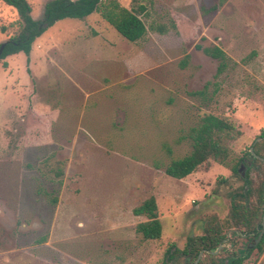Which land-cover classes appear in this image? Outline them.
Instances as JSON below:
<instances>
[{
    "label": "rangeland",
    "instance_id": "obj_1",
    "mask_svg": "<svg viewBox=\"0 0 264 264\" xmlns=\"http://www.w3.org/2000/svg\"><path fill=\"white\" fill-rule=\"evenodd\" d=\"M29 1L41 18L48 0ZM119 1L146 7L144 38L126 40L94 12L0 60V264H165L212 216L227 232L219 259L249 241L228 229L240 173L214 159L182 179L165 170L191 152L207 114L241 130L233 161L264 132V0ZM19 29L0 0V44ZM251 161L254 204L264 161ZM150 196L163 231L146 240L136 226L147 216L133 210ZM243 264H264V251Z\"/></svg>",
    "mask_w": 264,
    "mask_h": 264
},
{
    "label": "trees",
    "instance_id": "obj_2",
    "mask_svg": "<svg viewBox=\"0 0 264 264\" xmlns=\"http://www.w3.org/2000/svg\"><path fill=\"white\" fill-rule=\"evenodd\" d=\"M2 1L16 9L19 15L20 29L18 33L4 41L5 49L0 60L19 52H24L29 56L35 40L45 30L53 26L55 22L64 18L83 19L94 12H99L107 23L130 42H136L144 38L148 31L146 23L140 17V12L146 9L142 4L135 9L124 6L119 0H48L44 5L42 17L35 19L32 15L33 8L29 0ZM206 52L220 59L222 64L227 59V55L219 47L206 49ZM241 133V130L230 119L207 114L189 133L192 140L191 152L182 158L173 160L165 171L173 178L182 179L194 171L209 170L212 166V159H214L231 168L234 173H240L245 184L232 194L228 229L233 228L232 233L234 235L237 237L246 236L247 239L252 241L262 229L264 183L260 185L256 203L253 204L251 201L253 189L249 170L253 162L251 159L254 161H261L262 159L255 157L249 148L242 156L233 161L229 142L238 138ZM261 136H264V132ZM263 144L264 138L260 141L255 140L252 147L257 155L264 158ZM240 165L246 166L245 175L242 174ZM53 172L55 176L59 177L63 175L64 170L63 167L56 166ZM53 201H57V198L54 197ZM133 211L136 215L147 216V220L138 223L136 226V231L144 239L161 238L163 226L154 196L146 198ZM226 240L225 226L217 216H212L206 220L204 232L201 235L189 237L184 248L180 249L174 245L168 247L166 262L172 261V264H181L179 257L185 256L192 258L191 263L188 264H194L200 251L206 250L205 255L201 257L198 264H243L254 249L257 248L260 253L264 251L263 234L261 241L255 247L248 246L246 242L244 248L231 251L225 259H219L221 249L215 254L208 252L217 249L221 244H223L222 248L224 249ZM232 243L235 246V241H232Z\"/></svg>",
    "mask_w": 264,
    "mask_h": 264
},
{
    "label": "water",
    "instance_id": "obj_3",
    "mask_svg": "<svg viewBox=\"0 0 264 264\" xmlns=\"http://www.w3.org/2000/svg\"><path fill=\"white\" fill-rule=\"evenodd\" d=\"M4 49H5V42L1 43V45H0V57H1V55H2V53H3V51H4ZM262 138H264V136H259V137H257L256 141H259V140H261ZM250 150H251V152L254 154L255 157H258V158H260V159H262V160L264 161V158H263V157H260L259 155H257V154L254 152V148H253L252 146L250 147ZM241 169H242V167L240 168V170H241ZM242 174L244 175V172H243ZM263 198H264V185H263ZM261 223H262V229H261L260 233L258 234V237L256 238L255 242L252 243V244H250L251 246H253V245H257V244L259 243V241H260V240L262 239V237H263V234H264V210H263V216H262V222H261ZM222 246H223V244L219 245V247H218L217 249L212 250V251H208V252L215 254V253H217V252L222 248ZM204 252H206V250H202V251H200L199 256H198V258L196 259V261H195L194 264H198V263H199V261H200L201 257L203 256ZM186 264H188V262H186Z\"/></svg>",
    "mask_w": 264,
    "mask_h": 264
},
{
    "label": "flooded vegetation",
    "instance_id": "obj_4",
    "mask_svg": "<svg viewBox=\"0 0 264 264\" xmlns=\"http://www.w3.org/2000/svg\"><path fill=\"white\" fill-rule=\"evenodd\" d=\"M257 237H258V236H257ZM257 237H256V238H257ZM256 238H254L252 241L249 240V241L247 242V243H248V246H250V247H255L256 245L251 246L250 244L254 243L255 240H256ZM260 241H261V240H260ZM260 241H259V242H260Z\"/></svg>",
    "mask_w": 264,
    "mask_h": 264
}]
</instances>
